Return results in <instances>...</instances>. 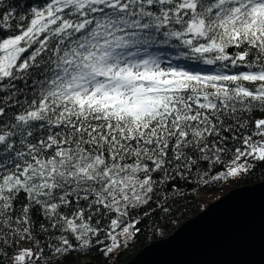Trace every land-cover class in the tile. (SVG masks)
<instances>
[{
	"label": "snow or ice",
	"instance_id": "6c2138e0",
	"mask_svg": "<svg viewBox=\"0 0 264 264\" xmlns=\"http://www.w3.org/2000/svg\"><path fill=\"white\" fill-rule=\"evenodd\" d=\"M258 165L264 0H0V264L114 255Z\"/></svg>",
	"mask_w": 264,
	"mask_h": 264
},
{
	"label": "water",
	"instance_id": "95a60500",
	"mask_svg": "<svg viewBox=\"0 0 264 264\" xmlns=\"http://www.w3.org/2000/svg\"><path fill=\"white\" fill-rule=\"evenodd\" d=\"M125 264H264V180L231 190Z\"/></svg>",
	"mask_w": 264,
	"mask_h": 264
},
{
	"label": "trees",
	"instance_id": "16d2710c",
	"mask_svg": "<svg viewBox=\"0 0 264 264\" xmlns=\"http://www.w3.org/2000/svg\"><path fill=\"white\" fill-rule=\"evenodd\" d=\"M15 2V0H13ZM264 180V165H258L256 169L246 176L214 184H185L181 182L182 196L171 197L165 204L167 211H161L156 204H151L144 209L150 213L142 218V212L133 213L135 219H141L137 226L140 231L132 236L122 234L121 229H116L112 234L116 236L119 247L115 254H106L103 250L106 245H111L112 240L106 235L100 236L102 244L95 246L88 252H73L67 259L56 258L59 264H81L85 261H93L97 264H125L131 260L140 250L155 240H160L173 233L182 223L196 216L211 203L229 193L231 190L256 184ZM163 203V201H161ZM107 230V229H106ZM119 234V235H116ZM43 242V237H40ZM95 243V241H94Z\"/></svg>",
	"mask_w": 264,
	"mask_h": 264
},
{
	"label": "rangeland",
	"instance_id": "374dc122",
	"mask_svg": "<svg viewBox=\"0 0 264 264\" xmlns=\"http://www.w3.org/2000/svg\"><path fill=\"white\" fill-rule=\"evenodd\" d=\"M103 235H104V234H101V236H103ZM116 235H119V234L116 233ZM88 261H89V260H88ZM85 262H87V261H85Z\"/></svg>",
	"mask_w": 264,
	"mask_h": 264
}]
</instances>
